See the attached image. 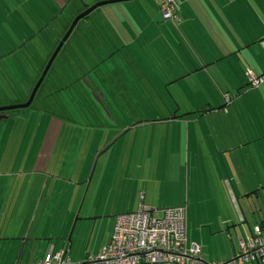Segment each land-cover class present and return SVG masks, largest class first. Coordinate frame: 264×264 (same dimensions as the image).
I'll use <instances>...</instances> for the list:
<instances>
[{
	"label": "rangeland",
	"instance_id": "1",
	"mask_svg": "<svg viewBox=\"0 0 264 264\" xmlns=\"http://www.w3.org/2000/svg\"><path fill=\"white\" fill-rule=\"evenodd\" d=\"M103 1L111 0H86L91 3L88 5L89 8ZM175 1L174 19L176 20L175 14L180 17L177 22L163 20L157 0H134L103 6L89 15L86 24L80 23L76 27L57 56L31 106L27 109L11 111L7 120H0V179L10 180L11 183L21 177V175L16 177L13 175L20 173L22 166L37 160L46 130L53 123L52 120L58 118V124H63V127L48 157L50 164L48 174L55 183L54 193L50 195L52 198H49V201L51 200L49 209L52 214L56 210L60 212L62 205L68 203L69 197L66 195L69 194L68 190L74 187L82 190L81 195L89 188L87 198H91L95 193L101 208L108 206L112 198L111 186L115 187L123 178L122 166L126 162L131 172L134 171L132 173L137 180L142 179L149 183V186L146 183L141 186L146 187L149 193L155 189L157 194V189L162 185L164 186H161L162 194H168L172 200L180 196L183 205L187 203V199L190 200L188 205L192 210L194 229L196 228L195 231L198 234L202 229L206 244L217 246V239L221 243L222 237L228 241L226 234L218 233L222 231L220 225L223 217L218 215L221 213V208L224 216L230 212L226 193L227 179H232V174H235V182L242 181V177L245 182H249L250 178L264 180L262 160L261 168L258 163L254 165L255 169H252L251 165L245 170L242 166L238 170L230 169L232 165L226 163L227 154L224 153L226 146H238L242 135L252 131L253 120L247 121L245 117L243 120L240 119L242 114L247 112L244 101L250 99L248 101L250 103L251 98L255 96L251 91L243 97L242 101L237 102L242 103V106L237 105V111H234L233 107L223 112L221 109L220 112L214 113L210 111L203 114H190L191 111L206 107L207 103L212 107L222 108L225 95L221 94L219 89L208 90L205 89V84L192 82L189 72L194 69L192 70L189 63V55L193 50L201 56L206 51L205 48H213L209 42L195 41L200 37L207 40L206 37L217 39V36L221 35L225 37V42L240 46L253 35V28H255L256 36L261 38L259 47L262 46L264 52V36H262L264 35V0H215L228 1L227 4H230L220 12L213 10V0ZM72 2L69 5L70 8L73 4L81 7L76 0ZM3 3L4 1L1 0L0 12L5 17L0 13V57L6 52L8 46H19V49L10 56L0 58V107L23 104L27 101L26 92L34 87L43 62L53 52V39L55 40L58 34H61L63 30L61 24L66 23V18L63 16H68L65 11L63 16L53 20L52 25H45L42 32L35 34L38 30L36 22L39 21L36 15L27 16L24 11L16 13ZM238 3L249 6L246 12H250L255 17V27L249 26L246 23L248 21L241 19L243 12L241 8L239 10ZM197 5L198 12L194 9V7L197 9ZM77 10L80 9H75L74 12ZM205 14L208 15L207 18ZM210 18L213 21H210ZM89 26H93L94 40L98 41V44L101 43L102 47L111 40L109 46L113 51H110V54L113 55L110 58V55L104 56L105 53L102 52L103 58L88 56L87 59L85 58L88 61L93 58L91 65L86 68L76 65L72 70L67 65L77 62L75 55L78 51L81 54L82 49L87 47L80 41L83 30ZM28 28L33 34H30ZM2 34L11 40L7 41L8 45L1 37ZM181 37L187 39L189 44L181 40ZM226 37H229V41ZM182 53L187 55L183 56ZM82 54L88 55L89 50L85 49ZM252 65L255 72L260 73L257 66L253 63ZM210 72L213 73L212 70ZM105 76L110 90L105 85ZM70 77H73L72 82L77 80L79 84L68 86ZM97 77L103 78L107 89L105 91L106 105L114 116L113 122L116 127L112 126L110 133L106 131L109 128L105 125L110 126L113 122L100 121L97 118L101 115L96 110V106H100L98 98L95 97V93H98L95 87L96 82L98 83ZM55 82L60 84L55 86ZM115 82L117 85L121 83L120 88L115 87ZM221 87L223 92L227 91L223 84ZM251 88L249 85L246 89H242V92ZM55 89L57 92L54 94ZM86 93L92 95L93 99L88 98ZM226 107L229 108V105ZM255 110L258 111V108ZM174 114L186 116L181 118L182 120L176 119V121L160 124L148 122L165 119ZM131 127L137 132L136 136L149 130H157L161 133H169L172 130L201 132L198 138L201 142L198 153L196 157L191 150L186 156L172 154L178 147L157 145L154 151L157 156L160 153L162 161L158 167L157 161H154L150 168L149 163L143 161L144 154L147 152L144 146L141 151L143 155L137 156L141 148L137 142L141 139L135 137L131 138L135 143L126 161L125 154L121 155L119 152L121 146L103 151L100 156H97L101 145L108 142L113 133L119 132L122 128ZM42 128L44 133H39L38 130H43ZM255 128L257 130L256 124ZM211 131L213 136L210 135ZM228 131L230 134L227 133ZM92 132L100 138L94 139L90 135ZM83 135L85 137H82ZM261 140L264 157V138ZM202 141L208 146L205 147ZM211 141L217 145V148L210 146ZM149 153L152 152L149 151ZM234 155H241V153L235 151ZM157 156L155 159L158 158ZM251 158L253 161L252 156ZM209 167L211 169L208 170ZM208 187L216 190L218 201L210 200L212 193L208 191ZM14 189L13 184L11 191ZM9 191L4 189L0 190V193L5 195ZM190 191L198 196H191ZM77 197L78 207L73 206L78 210L82 197L75 194V198ZM73 201L72 197L71 203ZM124 201L123 197L114 199L113 196L112 204L118 209L128 204L123 205ZM214 203L218 205V214L212 209ZM89 204L88 201L84 202L83 210ZM262 211L264 212V209ZM249 223H253L251 217ZM209 226L212 228L210 233ZM252 227L253 225L251 229ZM245 230L247 227L243 225L237 228L236 232L240 235Z\"/></svg>",
	"mask_w": 264,
	"mask_h": 264
},
{
	"label": "crops",
	"instance_id": "2",
	"mask_svg": "<svg viewBox=\"0 0 264 264\" xmlns=\"http://www.w3.org/2000/svg\"><path fill=\"white\" fill-rule=\"evenodd\" d=\"M41 1L44 2L40 5L41 7L39 6L36 8L35 4L29 6V12L27 13V16L36 15L37 19L39 20L38 22H36L37 25H42V21L45 25H52L54 18L52 17L53 12L50 10H54L53 8H55V5L57 7H61V3L63 2V0ZM72 1L73 0H69V4L73 3ZM76 2L81 7H76V5L73 4L71 8L74 10L80 9L77 11H84L85 9L89 8L88 5L91 4L86 2V0H76ZM212 2V4L214 5L213 10L219 12L220 10H224L225 7L230 5L227 4L228 1L219 2L213 0ZM54 3L55 5L54 7H52ZM238 7L239 10L241 8V11L243 12L241 15V19L248 21L246 23L249 24V26L255 27V17H253L250 12H246L247 7L249 6L244 3H238ZM194 9L198 12L199 6L197 5V9L196 7H194ZM39 16L42 17L39 18ZM205 17L207 18L208 15L205 14ZM178 18L180 20L179 15ZM210 21H213L212 18H210ZM61 25H64V23H62ZM253 29V35H251L249 39H247V41L242 43L240 46L235 45V43L229 44L225 42V37H222L221 35L217 36L218 40L214 37H206L207 40H205V38L203 37H200L201 39L198 38L195 41H203L205 43L209 42L213 46L214 50H212L213 48H205L206 51H204L201 56L191 50V55H189V63L191 64L192 70L194 69L193 71L189 72V77L192 78V82H196L199 84L203 83L205 84V89L208 90L219 89L221 91V94L223 93L225 95V101H223L224 106L221 108L222 110L216 106V108L213 107L214 110L212 113H214L215 111L220 112L219 110H221V112L228 111L233 107V110L237 111L238 106H242V103L237 102L242 101V98L251 91L255 96L254 98H251V101H254L253 103H248L250 99L244 101L247 112H244L240 119L243 120L245 117L247 121L253 120L254 125L252 131L246 133V135H242L241 141H239L238 146H226L225 148L227 149L224 150V153L227 154L226 163L232 165L229 167L230 169L236 170H238L240 166H242V169L245 170L246 167H250L249 165H251L252 169H255L254 165H258V163L260 164L259 167L261 168V160L264 164V157L262 155L263 146L261 140L264 138V129L262 130V127H264V81L257 88H251L252 90L247 89V91L244 90V93L242 92V89H246L249 86L245 77V71L247 69L251 70L258 77H260L264 73V52L263 47H259V43L261 42L259 41V39L261 38H258L256 36L255 28ZM81 35L82 36L80 43L87 46L86 48L82 49L81 54L80 51H78L77 55H75L77 58L79 54L77 62L80 64L81 68L83 66L86 68L91 65L90 63H92L91 60L93 58L88 61L86 60L88 56L103 58V52L105 53L104 56L110 55L109 57H112L113 54H110V51L113 50L111 46H109L111 40L110 42L106 41L107 44H103L104 46L102 47L101 43L98 44V41L94 40V34L82 33ZM1 37L6 44L7 41H11L5 39V34H2ZM226 38L229 41V37ZM181 40H184V42L189 44L187 39L182 38ZM8 48L12 49L16 47L8 46ZM8 48L5 53L8 52ZM105 48L108 49L105 50ZM113 48L115 49V47ZM85 49L89 50L88 55L82 54ZM184 55L187 54L184 53L183 56ZM83 61H86V65ZM252 63L255 64L260 70V73H258L260 76L255 72ZM76 65L77 64L75 62L71 63V67H73L74 69ZM211 70L213 71V73L210 72ZM203 75L205 76L204 78L202 77ZM97 80L98 83L95 81V87L98 90V93H96L95 97L98 98L97 100L100 106H96V104L94 105L96 106L97 112H100L101 114L97 118L100 121L105 120L106 122L111 123V121H114V116L109 111V108H107V95L105 92L107 90L105 85L108 86L109 90L110 86L107 78L105 85L103 83V78L97 77ZM120 84L117 85L115 82L114 85L116 88H120ZM221 84L224 85V88L227 90L226 92H223L221 90ZM226 97H228V99H226ZM207 105L210 106V104L208 103ZM227 105H229V108L226 107ZM255 108H258V111H256ZM194 111H191L190 114H194ZM5 115L9 117L10 113ZM184 116L186 115H183L181 117L179 114H174V116H170L165 119L154 121L149 120L148 122L160 124L176 121V119L182 120L181 118H183ZM7 119L8 118L0 120ZM57 119L58 118L53 119V123H51L46 130L44 140L40 146V153L38 154L37 160L29 165L22 166V169L24 170L21 169L20 173H15L13 175L14 177H16L17 175H21V177H19L17 180H14L15 182L11 181V183L10 180L5 181L3 179H0L1 191L4 189L6 191H11L13 184L15 187V189L11 192L9 191L8 194L4 195L0 193V264H38L50 251H67L71 263L76 264L79 262H83L88 256L96 254L98 250L106 244L110 235L113 221L117 216L125 213L137 212L140 208L153 212V215L155 216H160L164 208L185 207L188 242L194 243L201 247L204 255V262L206 264H211L213 262L225 263L229 261L236 255L238 250V242L240 240L245 241L248 233L252 231L253 228L260 227V225L262 227H260L261 229L264 228V212L262 211L264 209V192L262 193V191H264V188H262V185H264V180L262 178H250L249 182H245L244 178L242 177V181L235 182V174H232L233 178L227 179L226 183L228 188L226 193L228 196L227 201L230 203V212L227 213V216H224L223 210L220 205L221 213L218 214V205H216V203H214V207H212V209L219 216L223 217L220 225L222 226V231L218 233L226 234L228 241L222 237L221 243H219V239H217L216 242L218 245L214 246L213 244H206L202 229L199 234L195 231L196 228L194 229L191 218L192 210L188 205L190 201L189 199H187V203L185 205H183L180 196H177L176 200H172L168 194H162V185L157 189V194L154 191L155 189L150 191L149 193L146 187H141L145 185V183L147 186H149V183H147V181H142V179L137 180L133 174L134 171L132 170L133 173L131 172L129 165L126 164V162L125 165L122 166L123 178L117 183L115 187L111 186L110 195L112 198L108 206L105 205L101 208L100 201H98V198L95 197V193L92 194L91 198H87L89 188L81 195L82 190L74 187L71 190H68L69 194L66 195L69 197L68 203L62 205V209L60 210V212L56 210L52 214L49 209V207H51V200L49 201V198H52V196L50 195H53L54 193L55 183L51 179V176L48 174L50 165L48 157L49 153L54 147L53 144L57 139L60 129L63 127V124H58ZM180 120L179 122H181ZM255 124L257 126V130L255 128ZM105 126L106 128H109L110 131H106L110 133L112 130L111 127H114L115 124L113 122V124H111L110 126ZM64 128L67 131V128ZM132 128L133 127L127 129L122 128L119 130V132L113 133L110 137V140L108 142H105L104 145H101V149L97 151V156H100L103 151H107L108 149L113 148H119V146H121V148H119V152H121V155L125 154L126 161V158L133 149V145L135 143L133 140H131V138L138 137L141 140L138 141L137 144L141 145V148L140 153L137 154V156L140 157L141 155H143L141 151L144 146L147 152L144 154L145 157L143 161L145 163H149V167L152 168V163L154 161H157V167L162 161V159L160 158V153L157 156L154 151L157 145L161 147H163V145H167L168 147L176 146L178 147V149L172 154L185 156L186 154L189 155V151L191 150V152L196 157L199 150V144L201 143L198 140V138L200 137L199 134L201 135V132L197 131L188 130L186 132H183L180 130H172L169 133H161L157 130H149L146 132H142L141 134L136 136L137 132L133 131L135 129ZM38 132L44 133V129L38 130ZM227 133L230 134L229 131ZM90 135L94 139L100 138V136L96 135L95 132H92ZM210 135L213 136L212 131L210 132ZM82 137H85V135H83ZM166 138H169V140H166ZM121 141L122 143H120ZM203 143L205 147L208 146L207 143ZM210 146H213V148H217V145L212 141L210 142ZM149 151L152 153H149ZM235 151L237 153H241V155H234ZM114 155L116 156L117 154ZM155 156H157L158 158L155 159ZM251 156L253 157V161ZM256 161L257 163H255ZM209 169H211V167H209L208 170ZM212 169L216 170L213 167ZM48 186L49 190L47 191ZM113 188L115 190H112ZM208 191L212 193L210 200H215V202L218 201L216 190L208 187ZM75 194L82 197V200L80 198L82 203L78 210L73 206H77L76 201L78 197L75 198ZM70 195L71 198L73 197L74 199L73 203H71ZM190 195L198 196V194L192 191H190ZM113 196L114 199L123 197L125 199L123 205H125L126 203L128 204L123 207L120 206L117 209V206H114V204H112L114 203L112 202ZM86 201H88L90 204L85 208V210H83L84 202ZM250 217L253 219V223H249ZM243 225H246L247 230L243 231V233L241 232L240 235H238L236 230ZM251 225H253L252 229ZM211 231L212 228L211 226H209V233ZM247 264L258 263L253 262Z\"/></svg>",
	"mask_w": 264,
	"mask_h": 264
},
{
	"label": "built area",
	"instance_id": "3",
	"mask_svg": "<svg viewBox=\"0 0 264 264\" xmlns=\"http://www.w3.org/2000/svg\"><path fill=\"white\" fill-rule=\"evenodd\" d=\"M163 20L174 19V0H157ZM245 77L252 88L264 81L251 70ZM228 99V97H226ZM264 264V232L255 227L245 241L238 242L236 255L229 261L211 264ZM38 264H73L67 251H50ZM76 264H206L201 247L187 238L186 208H166L160 216L140 208L117 216L104 246Z\"/></svg>",
	"mask_w": 264,
	"mask_h": 264
},
{
	"label": "trees",
	"instance_id": "4",
	"mask_svg": "<svg viewBox=\"0 0 264 264\" xmlns=\"http://www.w3.org/2000/svg\"><path fill=\"white\" fill-rule=\"evenodd\" d=\"M4 1V5H8L9 6V8L12 10V11H14V12H16V13H18V12H20V11H24V12H26V13H28L29 12V6H32V4H35V7L37 8V7H39L41 4H43L44 2L43 1H41V0H3ZM53 2V1H52ZM62 3H63V6H62ZM61 3V7H57L56 5H55V3L53 4V5H55V8H53L54 10H50V11H52L53 13H52V17L54 18V19H56L57 17H59V16H63L64 15V12L65 11H67V15L68 16H63V17H65L66 18V23L64 24V25H62V32H61V34H58V36H57V38L54 40V47H53V49L52 50H54L55 49V47L57 46V44H58V42H59V40L61 39V37L64 35V33L67 31V29H68V27H69V25H70V23H71V21L74 19V17L76 16V15H78V14H80V12H82L83 10H81V11H79V12H77V11H75L74 12V9H72V8H70L69 7V0H63V2ZM0 4H1V0H0ZM3 6V5H2ZM41 7V6H40ZM1 6H0V11H1ZM27 9V10H26ZM1 13V12H0ZM51 13V12H50ZM20 14V13H19ZM92 14V13H91ZM90 14V15H91ZM1 15L2 16H4V14H2L1 13ZM44 16V15H43ZM5 17V16H4ZM42 16H39V18H41ZM89 18V16L88 17H85L84 19H82L79 23H78V25L80 24V23H85L86 24V19H88ZM77 25V26H78ZM36 26L38 27V30L36 31V30H34V31H36L35 32V34L37 33H39V32H42L43 31V28H44V26H45V24H43V21H42V25H37L36 24ZM76 26V27H77ZM40 27V28H39ZM93 28V26H90V27H88L87 29H86V31H84L83 30V32L82 33H84V34H94L93 32H94V30L92 29ZM37 29V28H36ZM76 29V28H75ZM28 31L30 32V34H33V32H31V30H30V28H28ZM55 33H57L56 31H55ZM95 35V34H94ZM5 39L6 40H10L9 38H7V36L5 37ZM66 44V43H65ZM17 48V49H16ZM16 48H12V49H9L8 48V52L4 55H2L1 57H7V56H10V55H12V54H14L18 49H19V47H17L16 46ZM63 49V48H62ZM62 51V50H61ZM0 57V58H1ZM49 57L50 56H48L47 58H46V60L43 62V64H42V66H41V68H40V71H39V73H38V75H37V78H36V80H35V82L38 80V78H39V76H40V74H41V72H42V70H43V68H44V66L46 65V63H47V61H48V59H49ZM77 59V61H78V57L76 58ZM80 61V60H79ZM55 62V61H54ZM75 62V61H74ZM79 67H80V64L78 63V62H75ZM53 65H54V63H53ZM53 65H52V67H53ZM70 69H72V70H74V68L73 67H71V64H69V65H67ZM52 67H51V69H52ZM51 69H50V71H51ZM49 73V72H48ZM48 75V74H47ZM47 77V76H46ZM72 78L73 77H70L69 78V81H68V86H72L73 84H79L78 83V81L77 80H74L73 82L71 81L72 80ZM35 82H34V84H35ZM57 84H60V82H58V83H56L55 82V86L57 85ZM42 86V85H41ZM41 88V87H40ZM39 88V89H40ZM39 91V90H38ZM30 92V91H29ZM28 92V93H29ZM57 91H56V89L54 90V94L56 93ZM215 108V107H214ZM219 109H221V108H219ZM214 109H213V107L210 105V106H206V107H204V108H200V109H197L196 111H194L193 113L194 114H203V113H207V112H210V111H213ZM5 114H8V113H5ZM4 114V115H5ZM112 227H113V224H112ZM112 227H111V230H112ZM260 227H261V225H260ZM262 228V227H261ZM264 229V228H263ZM263 229H261V230H263ZM111 232V231H110Z\"/></svg>",
	"mask_w": 264,
	"mask_h": 264
},
{
	"label": "water",
	"instance_id": "5",
	"mask_svg": "<svg viewBox=\"0 0 264 264\" xmlns=\"http://www.w3.org/2000/svg\"><path fill=\"white\" fill-rule=\"evenodd\" d=\"M131 1H134V0H112V1L99 2V3L95 4V5H93L92 7L85 9L82 13L76 15L74 17V19L71 21L67 31L61 37V39L59 40L57 46L55 47V49L51 53L46 65L44 66V68H43L38 80L36 81L34 87L32 88V90L29 93H27V96H28L27 101L25 103H23V104L11 105V106H6V107H0V119L8 118L7 115H4L5 113H9V112L14 111V110L27 109V108H29L31 106V104L34 101V98H35L39 88L41 87L43 81L45 80V78H46L48 72L50 71L54 61L56 60L57 56L61 52V50L64 47L65 43L68 41V39L70 38V36L74 32V30H75L76 26L78 25V23L82 19H84L85 17H88L95 10H97V9L103 7V6L112 5V4H118V3L131 2ZM260 77L264 78V73ZM72 230H73V228H72Z\"/></svg>",
	"mask_w": 264,
	"mask_h": 264
},
{
	"label": "flooded vegetation",
	"instance_id": "6",
	"mask_svg": "<svg viewBox=\"0 0 264 264\" xmlns=\"http://www.w3.org/2000/svg\"><path fill=\"white\" fill-rule=\"evenodd\" d=\"M27 93H28V91L26 92V94H27ZM88 93H89V91H88ZM88 93H86V94H87V97L93 99V98H92V95H88ZM96 93H97V92H96ZM96 93H95V95H96ZM88 98H87V99H88ZM27 99H28V98H27ZM88 101H90V100L88 99Z\"/></svg>",
	"mask_w": 264,
	"mask_h": 264
}]
</instances>
